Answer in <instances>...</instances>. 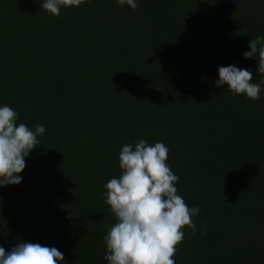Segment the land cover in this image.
Listing matches in <instances>:
<instances>
[{
  "label": "trees",
  "instance_id": "obj_1",
  "mask_svg": "<svg viewBox=\"0 0 264 264\" xmlns=\"http://www.w3.org/2000/svg\"><path fill=\"white\" fill-rule=\"evenodd\" d=\"M42 3L0 0V106L46 129L22 182L0 187V246L107 264L103 185L144 139L169 148L178 193L201 209L176 264H264V85L255 102L215 85L220 66L264 78L243 57L264 35V0H87L59 16Z\"/></svg>",
  "mask_w": 264,
  "mask_h": 264
},
{
  "label": "clouds",
  "instance_id": "obj_2",
  "mask_svg": "<svg viewBox=\"0 0 264 264\" xmlns=\"http://www.w3.org/2000/svg\"><path fill=\"white\" fill-rule=\"evenodd\" d=\"M85 2L43 0L41 7L59 16L61 7H79ZM116 4L135 10L138 0H116ZM248 46L250 51L243 57H256L257 73L264 77V35L250 39ZM217 72V87L227 85L233 96L244 95L253 102L260 99L264 78L254 83L249 69L235 65L220 66ZM17 120V111L8 105L0 106V187L22 182L20 174L26 167V158L40 145L39 137L46 131L41 124L29 128ZM168 153L163 142L149 144L144 139L134 145L126 143L120 149V175L109 179L102 193L115 218L103 238L107 264H176L174 257L184 240V228L196 234L195 218L200 206L189 207L178 193L175 185L179 177L167 163ZM202 229H207L206 223L202 222ZM64 259L56 247L39 243L19 241L8 251L0 246V264H61Z\"/></svg>",
  "mask_w": 264,
  "mask_h": 264
}]
</instances>
